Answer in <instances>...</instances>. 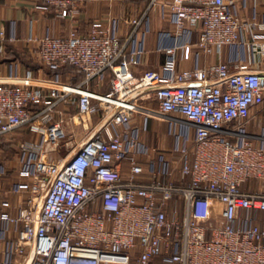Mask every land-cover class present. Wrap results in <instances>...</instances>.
I'll return each instance as SVG.
<instances>
[{"label":"built area","instance_id":"built-area-1","mask_svg":"<svg viewBox=\"0 0 264 264\" xmlns=\"http://www.w3.org/2000/svg\"><path fill=\"white\" fill-rule=\"evenodd\" d=\"M44 1L68 15L79 0ZM166 3L175 40L163 46L160 69H132L143 52V11L128 17L122 35L112 17L86 33L71 27L26 37L50 67L80 70L76 82L57 72L0 77V135L24 125L40 136L16 142L30 180L9 187L25 191L17 212L0 210V264H264V132L246 128L251 107L264 99V69L251 65L253 43L264 53V19H242L229 0ZM192 28L193 41L183 37ZM15 37L0 20V48ZM224 43L243 46L245 57L176 66L192 46L209 52ZM105 72L107 90L89 89ZM148 90L157 102L149 114H181L193 127L190 140L172 145L173 157L147 144L133 119ZM69 93L73 114L97 121L72 152L48 158L44 150L64 134L67 113L55 117V105Z\"/></svg>","mask_w":264,"mask_h":264},{"label":"crops","instance_id":"crops-1","mask_svg":"<svg viewBox=\"0 0 264 264\" xmlns=\"http://www.w3.org/2000/svg\"><path fill=\"white\" fill-rule=\"evenodd\" d=\"M167 0H79L77 10L68 15H61L58 10L44 0H0V20L6 33L13 31L14 39H7L0 48V77L11 80L28 76L31 78H53L55 72L62 81L76 82L82 77V72L75 66L64 63L58 68L50 67L42 61L37 53V44L34 40L26 39L30 35L44 32L65 34L71 27L80 33L89 32L95 24L103 29L110 18H119L117 29L122 35L129 28L128 17L145 12L143 26L146 28L143 37V52L140 61L132 66L134 72L144 68H162L165 56L163 46L175 40L174 26L171 19V10ZM229 7L236 10L244 20L254 16L264 19V0H229ZM196 28L184 34V38L193 41L196 38ZM244 35L249 38L248 32ZM181 37V38H183ZM192 46L190 53L185 58H177V67L202 65L218 60L230 64L245 57V49L239 44L224 43L214 46L209 51L197 50ZM252 62L254 68L264 69V53L260 52L258 43L252 46ZM108 74L105 72L100 79L92 78L87 84L88 88L103 92L108 88ZM44 88V87H43ZM142 108L136 110L133 119L140 125V137L150 146H155L173 157L175 152L170 150V137L165 133L166 122L163 116L157 113L149 114L148 109H157L152 90L141 95ZM264 99L251 107L246 128L249 132H264ZM74 107V108H73ZM76 109L75 95L69 93L66 99H60L54 109V116L59 117V109L72 112ZM70 110V111H69ZM77 110V109H76ZM76 111H73V113ZM92 115V114H91ZM97 119L94 124L96 123ZM94 124L92 126H94ZM28 126L22 125L13 131L0 135V160L3 168L0 171V210L15 214L22 204L24 190L13 191L9 187L15 181L29 182L30 176L24 169L26 153L18 150L16 142L23 138H36ZM16 139V140H15ZM257 142V140H255ZM152 153V152H151ZM124 162V167H126ZM177 175V170L175 171ZM18 229L20 224L12 225ZM12 230L10 234L15 235Z\"/></svg>","mask_w":264,"mask_h":264},{"label":"rangeland","instance_id":"rangeland-1","mask_svg":"<svg viewBox=\"0 0 264 264\" xmlns=\"http://www.w3.org/2000/svg\"><path fill=\"white\" fill-rule=\"evenodd\" d=\"M73 108L72 112L62 114L64 117V134L61 136L56 145L46 146L44 152L48 158H59L72 152L78 146L81 139H83L92 128V125L94 124L93 122L97 119V114H92L90 116L87 114H81L84 116V119L79 116L76 117L73 114V111H76L77 113V108ZM173 116L174 117H163L166 122L165 133L170 137V149L177 140H190L193 133L192 125L189 124L181 114H173ZM36 138H40L39 134H37ZM254 181L255 180H253V178L247 179L243 182V185L253 183Z\"/></svg>","mask_w":264,"mask_h":264}]
</instances>
